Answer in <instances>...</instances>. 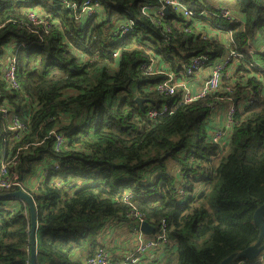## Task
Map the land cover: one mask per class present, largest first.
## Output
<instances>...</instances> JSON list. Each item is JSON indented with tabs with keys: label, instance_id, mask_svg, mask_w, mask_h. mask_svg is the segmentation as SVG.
I'll return each mask as SVG.
<instances>
[{
	"label": "trees",
	"instance_id": "1",
	"mask_svg": "<svg viewBox=\"0 0 264 264\" xmlns=\"http://www.w3.org/2000/svg\"><path fill=\"white\" fill-rule=\"evenodd\" d=\"M97 1L100 9L93 17L76 21L61 0H0V101L26 126L20 140L12 141L0 115V153L13 155L26 147L18 172L37 212L35 264H81L104 246L106 221H127L132 209L155 230L167 222L169 243L154 264H220L258 240L253 213L264 204V73L258 75L245 56L235 70L229 67L232 76L229 69L224 72L223 92L149 119L150 106L171 98L148 89L164 75H143L138 66L154 54L176 72L204 53L206 66H212L225 49L219 39L196 32L197 23L207 19L201 31L229 30L232 48L243 52L264 34V0H220L242 17L232 24L204 15L188 23L171 11L159 16L151 9L159 0ZM178 1L198 16L217 0ZM26 9L51 18L56 27L48 34L30 30ZM126 20L133 22L131 34L114 36ZM9 45L17 47L19 90L1 77ZM226 87L233 100L248 94L253 100L237 108L228 148L214 165L218 144L208 141L205 124ZM139 97L146 100L144 110L135 102ZM53 128L65 139L60 151L53 148L54 137H47ZM55 163L60 170L47 172L35 190L30 188L29 178ZM178 177L184 189L179 200ZM126 191L132 205L115 200ZM0 201V264H29L28 207L17 199ZM232 264L264 263L237 259Z\"/></svg>",
	"mask_w": 264,
	"mask_h": 264
},
{
	"label": "built area",
	"instance_id": "2",
	"mask_svg": "<svg viewBox=\"0 0 264 264\" xmlns=\"http://www.w3.org/2000/svg\"><path fill=\"white\" fill-rule=\"evenodd\" d=\"M65 7L72 11L75 15L76 21H84L93 17L94 14L99 11L100 3L97 0H81L79 3L71 2L70 0H61ZM154 13L159 16H163L165 9L173 13L180 15L186 22H191L194 18H200L201 16H216L223 20L232 23H239L241 20L238 17L237 12L231 7L215 6L212 5L209 10L202 11L198 16L195 12L190 11L183 3L178 0H159V5L151 8ZM141 13L148 15L147 7H142ZM26 26L30 30H40L45 34H48L56 27V23L51 18L44 16L42 13L35 9H26ZM153 22H158V19H153ZM208 19L205 22L197 23L196 32L203 34V38H217L222 41L225 49V54L220 59L214 62L212 66H206L209 63L208 54H199L195 57L189 58V60L183 62L180 66V70L174 72L170 69L168 63L159 62L158 57L152 54L149 58V62L141 63L138 66V70L147 76H157L159 74L164 75L165 78L160 80L157 84L148 87L150 92L160 93L166 97H170V102L160 103L157 107L150 106L147 111L149 119H156L158 116L165 114H172L179 105H185L196 102L207 95L216 94L220 91L221 79L225 71L229 67L234 68L241 59L245 56L249 59V66L257 69V74L261 75L264 73V61L262 59L264 55V47L246 49L243 52H238L232 48L233 37L232 33H228L229 36L226 40L224 37V31L219 27H208L209 32L201 31L200 27L208 25ZM133 22L126 20L118 24L114 36L122 38L132 32ZM166 30L168 27L166 26ZM185 32H190L187 27L183 28ZM192 30V29H191ZM17 47H23L22 44ZM15 45H9L6 55L3 59V67L1 77L7 86L14 90H19L20 86L17 80V68H16V57L14 52L17 48ZM150 51H147L149 55ZM79 57L83 53H78ZM114 57H118V54H114ZM209 69L208 76L196 87L194 90L189 79L195 75V73L204 68ZM225 96L219 97L228 104V109L225 113L223 120V128H218L214 133L211 134L209 142L212 144H218V155L212 160V163L216 165V162L220 156L225 153L226 140L229 138L233 123L234 116L237 108H245L251 104L253 95H245L241 100H236L231 97L233 90L231 87L225 88ZM212 107V105H211ZM0 115L6 121L7 131L11 133V140H20L22 134L26 131V126L21 122L19 116L10 108L5 101H0ZM54 137L53 148L55 151H60L62 146L65 144V139L62 134L58 133L55 128L51 129L47 137ZM24 148H17L13 155H6L4 152L0 153V191L9 192L21 190L30 195L26 189V183L21 179L18 167L20 162V153ZM60 170L58 165L52 164L42 171V178L47 172H57ZM180 170L177 174L179 175ZM177 187V200L184 196V189L182 186V180L178 177ZM31 186V185H30ZM39 185L30 187L35 190ZM31 196V195H30ZM132 193L126 191L121 197L117 196L115 199L117 202L130 203ZM128 218L126 222L130 225V231L133 238L136 240L134 245L131 246L124 254L119 258L115 259L116 249L105 244L103 247H97L91 255H87L84 258L85 264H154L161 259L162 251L166 244L169 243L167 236V222L162 220L160 227L155 230L151 235L146 234L140 229V225L145 221L143 214H140L135 209H132L126 214ZM153 253V255H150ZM157 255H160L157 257ZM257 262L264 263V251L256 258Z\"/></svg>",
	"mask_w": 264,
	"mask_h": 264
},
{
	"label": "crops",
	"instance_id": "3",
	"mask_svg": "<svg viewBox=\"0 0 264 264\" xmlns=\"http://www.w3.org/2000/svg\"><path fill=\"white\" fill-rule=\"evenodd\" d=\"M220 0H217L215 4L212 5H219V6H225V7H230L228 6L227 2H220ZM238 14V12H237ZM238 17L240 18V20L242 19V17L238 14ZM207 31L209 32V29L207 28ZM225 35V40L229 37L227 36L228 33H231V31L229 30H225L223 32ZM263 46L264 47V34L262 35H257L255 36L253 39H251V41L248 42L247 47H245L246 49H251V48H259ZM263 61H264V55L262 57ZM209 73V69L206 67L202 70H199L195 73V75L193 77H191L189 79L190 81V85L191 87L196 90V87L201 85V83L206 79V77L208 76ZM229 74L230 76H232V72L231 69L229 68ZM219 92H223V88L221 87ZM228 109V104L225 100L223 99H219V97H216V100L214 102V104H212V111L211 114L206 122V126H207V130L209 131V137L211 136L212 133L215 132L216 129L218 128H223V120H224V116L225 113ZM227 143V140H226ZM228 148V145L226 146V150ZM178 170L175 171L176 175H177ZM40 174H38L37 176H31L29 178L30 180V187H35L36 185H39L42 181V171L39 172ZM106 227L107 230L105 231V234L103 236L102 241H104V245L105 244H109L110 247L116 249V255H115V259L119 258L122 254H124V252H126L131 246L134 245L135 243V239L133 238L131 231H130V225L128 222L126 221H117V220H109L106 221ZM150 255H153V253H150ZM160 255H157V257ZM161 257V256H160ZM84 258H81L80 261L82 262L81 264H85L84 263Z\"/></svg>",
	"mask_w": 264,
	"mask_h": 264
},
{
	"label": "water",
	"instance_id": "4",
	"mask_svg": "<svg viewBox=\"0 0 264 264\" xmlns=\"http://www.w3.org/2000/svg\"><path fill=\"white\" fill-rule=\"evenodd\" d=\"M168 10L165 9V13ZM137 105L144 110V103L146 102L145 99L139 97L135 99ZM0 199H17L23 202L29 210L30 216V230H29V254H30V261L29 264H35V257H36V240H35V231L37 228V212L36 207L33 201V198L26 192L17 190L13 192H6L0 194ZM254 225L257 227L258 233V240L255 244L247 247L246 249L237 251L236 253H232L226 258H224L220 264H232L237 261V259L242 260H256L259 254L264 251V204L260 205L258 208L255 209L253 213ZM140 229L148 235H151L154 232L153 226L144 221L140 225Z\"/></svg>",
	"mask_w": 264,
	"mask_h": 264
},
{
	"label": "rangeland",
	"instance_id": "5",
	"mask_svg": "<svg viewBox=\"0 0 264 264\" xmlns=\"http://www.w3.org/2000/svg\"><path fill=\"white\" fill-rule=\"evenodd\" d=\"M35 176H37V175H35ZM194 177H195V179H198V178L201 177V174L198 173V174L194 175ZM198 187H200V183L198 184ZM0 203H1V204H4L3 201H0ZM9 204H10L11 206L17 205V203H15V202H12V203H9Z\"/></svg>",
	"mask_w": 264,
	"mask_h": 264
}]
</instances>
